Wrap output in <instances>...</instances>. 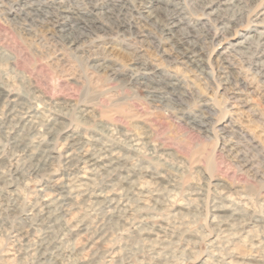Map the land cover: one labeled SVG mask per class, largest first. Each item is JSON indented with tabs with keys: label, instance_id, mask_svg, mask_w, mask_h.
<instances>
[{
	"label": "rangeland",
	"instance_id": "374dc122",
	"mask_svg": "<svg viewBox=\"0 0 264 264\" xmlns=\"http://www.w3.org/2000/svg\"><path fill=\"white\" fill-rule=\"evenodd\" d=\"M118 1L121 7L113 6ZM63 6L115 28L75 51L66 37L50 36L51 25L0 9V83L40 110L34 125L18 129L24 144H36L50 116L60 122L59 133L45 139L56 149L55 158L38 163L33 172L37 162L22 155L24 146L13 145L0 109V264H38L15 236L27 230L33 243L45 235L46 222L33 225L24 213L42 193L57 198L42 190L63 180L65 159L57 150H69L63 144L72 131L83 140L126 148L121 154L138 170L130 181L148 190L131 191V184L123 183L127 170L99 176L96 184L103 181L107 190L125 193L129 212L110 216L99 205L74 203L70 214L60 217L61 225L46 234L49 242L56 240L50 251L58 253V261L50 255L45 264H264V69L248 63L264 66V0H64ZM175 7L182 21L165 31L160 19ZM31 17L41 21L43 13ZM118 24L126 26L117 29ZM181 32L203 48L198 63L181 58L189 42L173 44ZM111 68L118 71L112 74ZM152 69L154 79L177 83L163 102L149 97L155 83L144 76ZM15 163L22 175L11 173ZM156 173L163 178H153ZM216 206L220 211H213ZM234 210L241 218L232 216ZM81 218L105 240L87 241L86 232L65 237L58 230L73 229Z\"/></svg>",
	"mask_w": 264,
	"mask_h": 264
},
{
	"label": "bare ground",
	"instance_id": "6f19581e",
	"mask_svg": "<svg viewBox=\"0 0 264 264\" xmlns=\"http://www.w3.org/2000/svg\"><path fill=\"white\" fill-rule=\"evenodd\" d=\"M63 2H64V0H2L1 5H0V9L2 7H5L7 9V10L5 9L6 12L15 15L18 19L20 16V20H22V21L23 20L26 22L31 21L33 24H35L34 22L37 21V22H39V23L36 22L37 25H42V26H46L47 24L51 25L53 28L51 31H49V33L51 34L50 36H52V37L60 36L63 38L66 37L68 40V43L71 45L72 49L75 51L83 50L86 42H88V40H90V38H94V39L96 37L99 38V36H101L102 34L107 33L108 29L114 30V28H115L114 26H110V25H106V24L105 25H97V23L96 24L93 23V20H90V19L88 20V19L82 18L81 17L82 12L79 9H77V8L71 9L70 7L67 8L66 6H63ZM141 2L144 3L145 0H141ZM112 4H114L113 6H115V7H118V6L121 7V4L119 3V1L116 3H112ZM57 5H59V6H57ZM3 11L4 10H0V12H3ZM120 11H122V10H120ZM33 12L34 13L35 12L43 13V17L41 18L42 20L38 21L37 19L36 20L32 19L31 15ZM90 12H88V13H90ZM100 14H101V12H100ZM152 14H153V11H149V15L151 17L153 16ZM179 16H180V13H179L178 7H175L171 11H169L167 9L165 11V14L162 17L163 19H160V17H156V18L163 20V23H164L163 26H164L165 31L166 30L171 31V30H175V27H179V25H180L179 23L182 21L181 19H179ZM30 17H31V20H29ZM139 18L144 19V20L146 19V21H148L147 17H145V16L144 17L139 16ZM125 26H126V24H120V25L118 24L116 26V28L117 29H119L121 27L125 28ZM180 35L181 36H175V39L172 40V41H174L173 44H177V41H178V44L183 43V42H189L190 43L188 48L181 51V58L187 60V62H189V60H191L190 61L191 63L192 62L198 63L196 57H198L201 54V52H202L201 50H203V48L197 49V46H198L196 44L197 42H190L191 35L189 32H183V33L181 32ZM48 37H49V35H48ZM3 58L1 59L2 61H7V59H3ZM12 59L16 63L18 60V56L14 55V58H12ZM136 60L138 61L139 58L137 57ZM200 63H202V62H200ZM248 63L251 64V66H253V65L257 66L260 70L264 69L263 64L258 63V60H252V61H249ZM117 71H118V69L111 68L112 74H115ZM154 74H155V70L152 69L148 72L147 76L146 75L144 76L146 78L152 76L151 81H153L155 83L154 86H151V92L154 94H150L149 97L155 101L157 100V101L163 102L169 98L168 96L165 95V93H167V95L168 94H174L175 86L177 85V83L174 80H173L174 82H166L163 79H157L156 80L153 78ZM141 75H143V74H141ZM259 75H260V73H259ZM146 85L149 86V84H146ZM156 94H157V96H156ZM22 97H23L22 95H19L15 91L12 92L11 90H8L7 88H5V86H3L0 83V109L1 110L3 109L2 111H3V115H4V117L1 120V123L3 124V127H6L5 133H8L10 135V137L13 141L12 143L14 146H17V147L24 146V148L22 150V152H23L22 155H24L25 158H27V159L29 158L31 162L32 161L37 162V164H33L34 166L32 164L30 166V167L33 166V168H31V169L33 170V172H36L37 169L35 167L38 165V163H40V164L42 163L43 165H46V164L48 165L51 162V160L53 158H55L52 155V152L56 151V149L54 147L53 148L49 147L50 145H52V142H49V140H45V139L46 138L48 139V137H50L52 139V137L54 136L53 135L54 130H56L55 133H57L58 130L56 129V126H59L60 122H58V117L50 116L49 120L47 119L48 122H46L49 124V127H47L46 132L42 133V130L40 131L41 133L39 136V140L36 142L34 141L36 144L35 145L24 144L25 140H24V138H22L23 136L21 135V133H19L18 129L21 127L25 128L26 125H28V126L34 125V123L37 122V121H35V119L37 118V114L40 112V110L34 106H28L27 107L26 101H23ZM40 97H42V96H40ZM39 102H41V101H39ZM81 111H83V110H81ZM86 111L87 110H85L84 112H86ZM44 116H45V114H44ZM197 120L195 119V121H197ZM199 122L201 123L202 126L206 125V122L205 123L203 121H199ZM63 129H66V127H63ZM58 133H59V131H58ZM43 135H44V137H43ZM80 135L81 134H78L77 132L72 131L71 133H69L65 137L66 142L63 144L66 147H68L69 150L65 151L66 153H64V154L60 152V149L57 150V153L59 154V156H63L65 159L64 163L66 165V172L64 174L63 180H61V181L58 180L59 182L55 183L54 186H50L46 183L43 190H42V192L53 191V194L57 195V198L51 197L50 195H46V194L42 193V196L40 197V201H38L34 205H31V207L29 208V213H24V215L26 216L25 219L29 220L30 222H33L32 223L33 225L41 224L40 226H42V224H44L46 222L45 225L47 226V230L45 232V235L44 236H42V235L36 236L35 235L36 237L35 238L33 237L34 238L33 243H31V241L28 240V238L31 236L25 235V233H27L26 232L27 230L25 232L21 231V232L17 233V235L15 236V238L20 237L19 240L18 239H16V240L23 241V243H21V245L27 247L26 252L34 253L35 258L38 261V264H45V259L48 256L50 257V255H51V257L54 258V260L58 261V253H52L50 251L52 245L55 243L56 240L53 242H49L50 238L46 239V237H48L49 235H46V234H48V233L50 234L51 232H53V230H52L53 228H55L57 226L59 227V225H61L62 222L60 221V219L62 218V216H66V215L70 214L74 203L79 204V203L83 202L85 204L90 205V207H92V206L94 207L95 205H99L100 209H101V207L105 208L106 210L109 209L108 213L109 214L111 213L110 216H120V215H122V213L129 212V209H128L127 203H126L127 201L124 200L125 199L124 198L125 193L124 192L115 193V192H113V190H107V187H106V186H108L107 183L103 182V181L101 182L100 180H99L100 183H98V181H97V184H96V180L99 176H102L106 173H109V174L121 173V172L127 170L128 173H126V175L123 177V183H129V185L131 184V186H130L131 191L140 190L141 194L144 195L143 192H146L148 190V189L146 190L143 185H137L135 183L137 180L135 182L130 181L131 178L137 176L136 173L138 172V170L136 169V167L130 166L129 158L125 157L126 156L125 154H124L125 156L121 154L122 149L124 150L126 148H122V147L118 148L119 146H116L114 144L113 145L108 144V142L100 145L97 143V139L84 138V140H83V137H81ZM129 135H126V136H128L130 141L136 142V140L132 139V137H129ZM31 139H33V138H31ZM33 140H35V139H33ZM8 150H9V148H8ZM12 152H14V151H12ZM17 157H18V155H17ZM1 160H2V155L0 156V161ZM6 161H7V159H6ZM24 166H25V164H24ZM141 170H143V169H141ZM141 170H140V172H143ZM0 171H2V170H0ZM5 171H6V169H5ZM25 172H26V170H25ZM11 173L13 175L19 176L21 173H23L21 166L18 163H15L14 167H13V172H11ZM1 175H2V173H1ZM148 176H152V175L149 174ZM152 177L155 179H162L163 175L161 173H159L155 177H154V175ZM7 178H9V177L7 176ZM49 182H53V181L49 180L48 183ZM9 186L11 187L12 185L9 184ZM1 187H2V185H1ZM121 191H122V189H121ZM132 198L133 197H131V199ZM141 198H142V196H141ZM141 198H139V199H141ZM11 205H12V203H11ZM95 207L97 208V206H95ZM224 209H226V208H221V211ZM132 210L135 211V209H132ZM213 211H215V212L220 211V206H216ZM103 212H102V214H103ZM232 212H233L232 216L234 218H236L235 216H237V217L241 216L239 211L234 210ZM214 215H215L214 218L220 216V214L219 215L214 214ZM221 218H220V220H222ZM83 219L84 218H81V220L77 221V223L74 224L73 229L66 227V228H60L58 230L60 232H62L63 236H65V237L72 234V233L76 234V235H84L83 233L86 232L87 235L90 236V238H86L87 241H88V239L90 241H94L95 238H97L99 240H103L104 235H102V236L99 235V233L96 230H95L96 232H92L93 230L90 231V229L86 226L87 225L86 222H84L85 219L84 220ZM241 220H243V219H241ZM261 220L262 219H255L254 222L259 223V222H262ZM219 224L221 226L225 225V223L223 221H219ZM237 224L235 226H237ZM35 228H36V226H35ZM37 228H39V227H37ZM227 228H228V226H227ZM220 229L221 228H219V230ZM40 230H42V229H40ZM44 231H45V229H44ZM65 231H67V232H65ZM91 232H92V234H91ZM226 232H230V231L227 230ZM36 233L37 232H35V234ZM56 233H58V232H56ZM59 236H62V235H59ZM52 237H53V235H52ZM93 243L97 244L98 242L96 243V241H95ZM99 243H100V241H99ZM86 244H88V243H86ZM90 245H88V246H90ZM92 246H90V247H92ZM59 259H61V256L59 257ZM85 263L87 264V262H84V264Z\"/></svg>",
	"mask_w": 264,
	"mask_h": 264
}]
</instances>
